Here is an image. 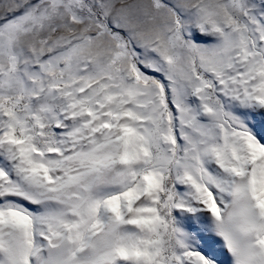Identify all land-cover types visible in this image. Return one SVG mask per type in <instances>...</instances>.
<instances>
[{
    "label": "snow or ice",
    "instance_id": "6c2138e0",
    "mask_svg": "<svg viewBox=\"0 0 264 264\" xmlns=\"http://www.w3.org/2000/svg\"><path fill=\"white\" fill-rule=\"evenodd\" d=\"M0 264H264V0H0Z\"/></svg>",
    "mask_w": 264,
    "mask_h": 264
}]
</instances>
